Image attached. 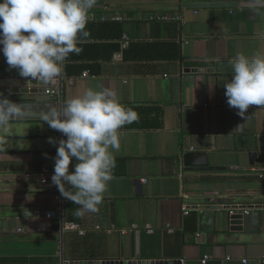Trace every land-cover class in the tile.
I'll list each match as a JSON object with an SVG mask.
<instances>
[{
	"label": "crops",
	"instance_id": "1",
	"mask_svg": "<svg viewBox=\"0 0 264 264\" xmlns=\"http://www.w3.org/2000/svg\"><path fill=\"white\" fill-rule=\"evenodd\" d=\"M195 1L208 0H98L91 9L96 20L90 23L115 24L124 33L117 39L113 28L92 31L99 38L80 44H119L115 55L121 59L114 55L92 63L96 75L72 77V84L63 63V105L87 87L103 84L138 114V121L120 129L113 180L99 212L83 218L74 215L78 206L57 188L39 181L45 170L54 173L58 142L66 137L43 120L11 122L6 150L0 151V264H103L120 260L122 237L124 262H134L132 231L141 233L142 262L264 264V108L252 106L241 123L234 118L227 141L219 113L229 107L224 84L232 76L213 71L215 63L232 61L237 52L264 51L258 35L264 24L239 10L183 7ZM131 44L142 46L130 48L125 59ZM100 49L96 54H108ZM0 79L32 78L10 69L0 54ZM60 80L54 89L60 90ZM2 98L60 100L58 94ZM189 152H239L243 158L241 164L212 162L218 170L195 173L181 163ZM76 163L73 158L70 173ZM235 209L257 212L259 223L249 231L233 226ZM46 212L56 218L47 219ZM69 224L85 234L67 229Z\"/></svg>",
	"mask_w": 264,
	"mask_h": 264
},
{
	"label": "clouds",
	"instance_id": "2",
	"mask_svg": "<svg viewBox=\"0 0 264 264\" xmlns=\"http://www.w3.org/2000/svg\"><path fill=\"white\" fill-rule=\"evenodd\" d=\"M98 0H3L0 3V44L10 69L42 84L55 83L70 54L90 36L89 13ZM262 4L264 0H252ZM264 40V33H259ZM233 79L224 84L229 108L245 119L252 106L264 108V51L252 56L237 52L231 61ZM26 115L22 106L0 94V151H5L11 122ZM44 123L62 133L55 157L52 184L61 196L77 205L74 215L98 213L113 180L115 153L121 148L120 129L138 121V114L123 105L118 93L103 84L87 87L68 98L61 108L50 106L41 114ZM49 143L57 141L49 138ZM47 156V154H45ZM76 159L74 173L70 165ZM67 185V187H66Z\"/></svg>",
	"mask_w": 264,
	"mask_h": 264
},
{
	"label": "water",
	"instance_id": "3",
	"mask_svg": "<svg viewBox=\"0 0 264 264\" xmlns=\"http://www.w3.org/2000/svg\"><path fill=\"white\" fill-rule=\"evenodd\" d=\"M184 8L188 9H234L239 10L244 13L247 19L251 22L255 21L257 23L264 24V3L254 4L252 0H208V1H195V2H185L183 4ZM0 54H3V45L0 44ZM213 71L218 74H228L232 76L233 79V67L231 61H222L215 63ZM61 88L60 90L54 89L53 83L42 84L41 82L33 79H0V94L2 96H17V95H32V96H46L47 92L54 90L55 94L60 96L59 101L53 100H10L16 104L22 106V111L26 115L22 118L16 119L17 121H36L42 120L41 114L45 112L50 106L56 108L63 107L62 97H63V75H61ZM220 130L223 135L227 136L226 140L229 141L231 138V126L235 119L241 123L242 118L237 115V110L231 109L229 107L220 110ZM14 121V120H13ZM261 159H264V154H262ZM242 155L239 152L233 153H214L209 154L207 152H189L185 154L181 163L183 167L195 173L212 172L219 169L212 164L216 162L219 165L232 164V163H242ZM230 222L233 226H239L240 229L249 231L250 225L252 223H259V215L257 212L244 213V210L235 209L232 211L230 216ZM130 239L132 242L131 258L134 262H124L126 259L125 243L126 237L121 238V254L120 260L104 262L103 264H154L155 262H142V254L140 250V231H132L130 233ZM123 261V262H121ZM139 261V262H135ZM83 262H80V264ZM159 264H175L176 262L164 261L158 262ZM156 263V264H158Z\"/></svg>",
	"mask_w": 264,
	"mask_h": 264
},
{
	"label": "trees",
	"instance_id": "4",
	"mask_svg": "<svg viewBox=\"0 0 264 264\" xmlns=\"http://www.w3.org/2000/svg\"><path fill=\"white\" fill-rule=\"evenodd\" d=\"M105 28H113L116 31V38L120 39L123 35V31L120 27L111 23H88L86 30L89 31L90 36L87 40L91 38H99L98 35L92 34V31L102 30ZM82 50L77 54H70L69 57L64 61V75L67 78L81 76L84 72H88L90 75H96L94 72V66L92 63L98 61H110L115 54L121 52V45L119 44H79L78 45ZM142 45H130L127 50H125L124 57L127 59V52L130 48L141 47ZM101 48V49H100ZM108 50V54L97 53L96 50ZM178 49V48H177ZM176 49V50H177ZM102 52V51H101ZM179 54V52H178ZM178 56V55H177Z\"/></svg>",
	"mask_w": 264,
	"mask_h": 264
},
{
	"label": "built area",
	"instance_id": "5",
	"mask_svg": "<svg viewBox=\"0 0 264 264\" xmlns=\"http://www.w3.org/2000/svg\"><path fill=\"white\" fill-rule=\"evenodd\" d=\"M95 20H96V18L93 15L89 14L88 23L94 22ZM102 20H105V18H103ZM128 45H129V38H128V36L126 34H124V36H123V45L122 46L126 48ZM114 58H115V60H120L121 59V56L120 55H115ZM82 77H84V78L90 77V74L88 72H84L82 74ZM74 79L75 78H71L70 81H69V83L72 84L73 81H74ZM54 94H55L54 93V90H52L50 93L47 92V95H54ZM56 155H55V157H56ZM53 175H54V173H51L49 170H45L43 172V174L40 176V179H39L41 185L42 186H45V187H48V188H57L56 186H54L52 184V176ZM27 177L31 178L32 175L28 174ZM261 177H263V176H261ZM248 213L249 212H246V214H248ZM185 214L186 215L188 214V210L187 209H185ZM44 217H46L47 219H54V218H56V213L46 212L45 215H44ZM67 229L78 231L81 235H84L85 234V231L84 230H82L81 228H79L78 226L73 225V224L67 225ZM135 229H137V227H134L133 228V230H135ZM146 231L148 233H153V229L150 228V227H147L146 228ZM123 233L125 234L126 232H123ZM93 263H95V262H91V263H88V264H93ZM243 263L244 264H247V260H243ZM65 264H80V262H70V261H68V262H65ZM154 264H156V263H154Z\"/></svg>",
	"mask_w": 264,
	"mask_h": 264
}]
</instances>
